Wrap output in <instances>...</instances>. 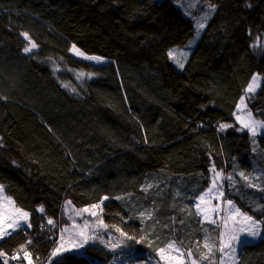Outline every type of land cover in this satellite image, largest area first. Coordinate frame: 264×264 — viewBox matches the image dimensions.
Listing matches in <instances>:
<instances>
[{
    "label": "trees",
    "instance_id": "1",
    "mask_svg": "<svg viewBox=\"0 0 264 264\" xmlns=\"http://www.w3.org/2000/svg\"><path fill=\"white\" fill-rule=\"evenodd\" d=\"M206 1L215 11L197 36L174 0H0V184L30 213L32 227L14 241L35 264L57 247L67 201L81 208L105 196L106 224L133 237L122 254L154 256L169 241L186 253L203 240L193 205L211 185L213 164L236 180L227 198L264 219V191L237 175L263 182L264 134L254 152L255 137L235 119L252 76H264V0ZM23 32L38 45L31 53ZM74 44L106 63L74 56ZM74 72L85 73L81 82ZM257 95L260 115L264 85ZM147 211L151 219L141 217ZM123 258L94 244L53 264ZM238 264H264V239L244 244Z\"/></svg>",
    "mask_w": 264,
    "mask_h": 264
},
{
    "label": "snow or ice",
    "instance_id": "2",
    "mask_svg": "<svg viewBox=\"0 0 264 264\" xmlns=\"http://www.w3.org/2000/svg\"><path fill=\"white\" fill-rule=\"evenodd\" d=\"M208 8L211 12L215 11V5L212 3H208ZM208 19V14L206 13L203 17H200L196 20V35H199V31L203 29L206 25V21ZM25 40L28 41V45L23 48L24 53H31L33 49H36L38 45L30 38L29 34L26 32L21 33ZM71 51L83 57L86 60H94L99 62L101 60L98 56H88L85 55L79 48L74 44L72 46ZM175 49L170 50L168 55L170 58H175ZM181 55L186 58V53L182 52ZM176 63L178 66L183 69L184 63L180 59H176ZM77 78H82L85 73L79 72L76 74ZM89 77L91 74H88ZM68 87V85H64ZM261 87V77L260 74H254L251 78L250 83L248 84L245 93H255L258 88ZM75 91V89H72ZM238 113H244V115L237 114L236 119L241 124V129H248L249 132L253 136H256L259 130H264V119H256L253 116V112L248 109L247 104L245 103V96H242L239 104L237 105ZM264 112V110H261ZM228 124H221L220 128L225 129L230 127ZM210 171L213 173L211 180V187L202 191L197 197L196 202L193 205L196 209V214L202 217L201 222H209L213 225H216L221 229L219 232L218 243L215 241L210 242V238L206 235L204 237L203 247L207 250L206 253H201L200 259L207 260L211 257L210 264H216V256L215 252L220 253L219 264H227L228 261H231L232 264H238L237 262V252L238 249L247 243L248 238L252 239H264V236L261 235L262 225H264V219H260L255 217L254 215H250L247 211H242L240 207H238L232 199H224V180H227L230 184L235 185L236 180L234 179L232 174L224 175L223 170H217L215 164L212 165ZM240 179L244 180L247 183V186L252 188H258L261 191H264V188H261L259 184L253 183V178L245 175L243 171L237 173ZM258 178V177H257ZM152 185H147L142 190H147L151 188ZM108 197L105 196L99 203H94L88 207L76 210L75 208L72 211L75 212L77 217H81L83 213H88L91 217H98L99 212H103V201L107 200ZM116 199H120V197H116ZM216 200V204H212V201ZM71 201H67L65 204V210L67 211L69 206L71 205ZM206 203V207L202 208L201 204ZM223 204V208L221 205ZM38 211L41 213L44 212L43 206H40ZM255 212L256 209H253ZM224 213L221 215V213ZM191 214V213H190ZM215 214V217L213 216ZM141 217L146 219L152 218V212H141ZM30 213L28 211L23 210L20 207H17L15 201L11 199V197L4 194V187L0 185V241L4 240L5 237L11 236L14 232L31 228L32 225L29 220ZM71 219V217H70ZM219 219V224H218ZM48 225L56 227V223L53 219L49 218L47 220ZM183 223V221H181ZM236 225H240V227H236ZM96 226L102 227L104 229L108 228V225L104 223L102 218L97 219L96 225L90 224L89 220H84L82 225H78L75 220H73L70 227H63L59 232V243L58 246L55 247L52 252V257L61 256L63 252H68L72 249H84L86 245L90 241H95L97 239V235L94 231H89L90 228H95ZM114 227L115 232L120 233L122 237H127V239H132L133 237L128 236L125 232H123L119 227ZM208 230L205 229V232ZM246 233V235L242 238L241 234ZM143 239V237H141ZM31 240L27 243L31 244ZM101 243H104L101 240ZM111 247L112 251H115L116 248L120 247L119 243L116 244H105V247ZM20 253H23V259L28 262V264H32V254L27 250V245H21L19 250L13 254L10 258L12 260H18L21 258ZM77 253H74L76 255ZM157 255L160 256L162 260H166L167 264H172V261H177L179 264H183L181 262V258L185 257L186 259L191 261V264H197V259L193 258L192 251L189 249L185 254V250L180 247V245L176 241H169L164 247H160L157 249ZM0 257L3 258V264H8L9 257L8 254L2 250H0ZM57 264H60L57 261Z\"/></svg>",
    "mask_w": 264,
    "mask_h": 264
},
{
    "label": "rangeland",
    "instance_id": "3",
    "mask_svg": "<svg viewBox=\"0 0 264 264\" xmlns=\"http://www.w3.org/2000/svg\"><path fill=\"white\" fill-rule=\"evenodd\" d=\"M174 1H175L177 6H179L180 8H182L185 11L187 16H189L192 19H194L195 24H196V20L197 19H199L200 17H203L206 13L208 14V19L206 21V25H205V27L203 29H201L199 31V34L207 27V24H208L209 20L212 18L213 14H214V12H211L210 9L208 8V3H210V2H208L206 0H174ZM256 41H257L256 42L257 47H260V41H258V39ZM33 50H36V49H33ZM176 51H178V50H176ZM176 51H175L174 54H176ZM185 51L188 53L187 58H186V61H187V59L189 58V56L191 54L192 49L188 48ZM71 54H73L74 56L79 57V58H81L83 60H86L83 57H80V56L74 54L72 51H71ZM85 55H88V54L85 53ZM88 56H94V55H88ZM100 58H101V60L99 62L94 61V60H87V61L95 63V64H105L106 63V59L102 58V57H100ZM173 62L175 63L176 66H178V64L176 63L175 60H173ZM54 68H55L56 71L60 69L57 65H55ZM76 74H77L76 72H74V74H73L75 78H77ZM257 74H259V73H257ZM83 77H85V75ZM83 77L79 78V79L77 78L79 80V82H81ZM260 77H261V87L258 88L257 91L254 94L253 93H248L247 95H246V93L244 94L245 103L247 104L248 109H250L253 112V116L256 119H264V112H260L261 113L260 115L259 114L256 115L255 111L252 109V106H257V104L260 103L261 100L263 99L262 97H259L257 95L258 92L261 90L262 86L264 85V76L260 74ZM65 85H68V84H65ZM66 88L70 89L69 85ZM237 114L244 115V113H238V110L236 112V116H237ZM238 125H239V128L241 129L242 126H241L239 121H238ZM243 130L248 131V129H246V128L243 129ZM262 134H264V130H259L257 135L254 136L255 137V140L253 141V143H254L253 144L254 152L258 149V142H257V138L256 137L260 136ZM254 166L256 167V165H254ZM255 171H256L255 172L256 174L258 173L257 174L258 177L262 176L261 171L259 170V168L256 169ZM224 175L227 176L226 174H224ZM251 177H252V175H251ZM227 183H228V181L224 180V192H225L224 199L225 200L226 199H230V198H227L226 191H225V187H226ZM260 186H262V187L264 186V178H263V182L261 183ZM210 187H211V185H210ZM4 194L7 195L6 192H5V189H4ZM216 203H217L216 200L212 201V204H216ZM206 206H207L206 203H202L201 204L202 208H204ZM86 207H88V206H86ZM221 207L222 208L224 207L223 204L221 205ZM73 208H75L76 210H79V209H82V208H85V207L78 208V207L74 206L71 203V205L69 206L67 211L64 209V212H65L64 213V218L61 220L59 228H58V232H57L58 233V243H59V232H60V229L63 228V227H70L72 222H73V220H75V222L78 225H82L83 221L85 219L89 220L90 224L96 225L97 219L102 218L104 223L106 224V222H105V220H104V218L102 216L103 212H99L98 217H91V216L88 215V213H83L81 217H77L75 215V212L72 211ZM102 208H103V205H102ZM223 214L224 213L222 212L221 215H223ZM213 216H214V218H216L215 214H213ZM30 217H29V220H30ZM70 217H71V219H70ZM204 224H205V228H204L203 240L201 241V243L197 244L193 249H191L192 254H193V258L197 259V264H210L211 257L209 259H207V260L200 259L201 253H206V251H207L203 247L204 237L207 235L210 238V242L215 241L216 243H218L219 232L221 231V229L219 227H217L216 225H213V224H211L209 222L205 221ZM218 224H219V219H218ZM236 227H240V225H236ZM205 229H207L208 231L205 232ZM89 231H94L95 234L97 235V239L95 241H90L88 243V245L85 246L84 249H79V250L72 249V250H70L68 252H63L61 254V256H63L64 254H67V253L86 254L87 250H88V248L90 246H92L94 244H100L104 248L108 249L109 251H111V252H113V253H115L117 255H120V254L123 255L124 258H123V260L120 261L121 264H167V261L166 260H162L160 258V256L157 255V254H155L154 256H150V254L148 252H141L139 250L135 251V253H126V252H124L122 254V252L126 250L128 243H127L125 237H122L120 235V233L115 232V230L111 229L110 226H108L107 229H104L102 227L96 226L94 229L90 228ZM15 233L16 232H14L11 236L5 237L4 240L0 241V250L6 252L8 254V257H9L8 264H28V262L23 259V254L22 253H20L21 258L18 259V260H12L10 258L13 254H15L18 251L17 248H16L15 241H14V234ZM245 235H246V233L241 234L242 238ZM261 235H263V227H262ZM101 240H103L104 243H101ZM258 240H260V238H257V239L248 238L247 243H254V242H257ZM58 243H57V246H58ZM116 243H119L120 247L116 248L115 251H112L110 246L109 247H105V244L111 245V244H116ZM247 243H245V244H247ZM241 247L238 249V252H237V262L239 261V254H240V251H241ZM138 255H143V256H145L147 258H141V257H138ZM61 256H57V257H52L51 256V258L48 260V262L46 264H53V261L55 259L61 257ZM215 256H216V264H219L220 253L218 251L215 252ZM181 262H183V264H191V261L186 259V255H185V257L181 258ZM32 264H35V263L32 261ZM172 264H179V262L174 260V261H172ZM227 264H232V262L228 261Z\"/></svg>",
    "mask_w": 264,
    "mask_h": 264
},
{
    "label": "bare ground",
    "instance_id": "4",
    "mask_svg": "<svg viewBox=\"0 0 264 264\" xmlns=\"http://www.w3.org/2000/svg\"><path fill=\"white\" fill-rule=\"evenodd\" d=\"M235 119H236V116H235ZM236 121H237V119H236ZM238 122V121H237Z\"/></svg>",
    "mask_w": 264,
    "mask_h": 264
}]
</instances>
